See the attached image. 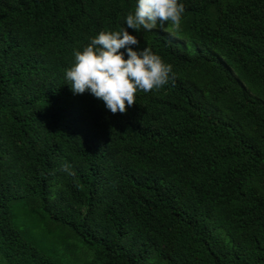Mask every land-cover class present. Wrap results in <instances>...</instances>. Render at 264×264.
Instances as JSON below:
<instances>
[{"label":"trees","instance_id":"trees-1","mask_svg":"<svg viewBox=\"0 0 264 264\" xmlns=\"http://www.w3.org/2000/svg\"><path fill=\"white\" fill-rule=\"evenodd\" d=\"M137 2L0 0V264H61L15 204L67 252L81 240L82 264H264V0H178L180 32L213 54L128 29L172 73L113 114L65 70Z\"/></svg>","mask_w":264,"mask_h":264},{"label":"clouds","instance_id":"clouds-1","mask_svg":"<svg viewBox=\"0 0 264 264\" xmlns=\"http://www.w3.org/2000/svg\"><path fill=\"white\" fill-rule=\"evenodd\" d=\"M183 12L178 0H138L126 15V27L100 31L82 50H74L65 81L75 94L89 92L111 113H125L136 103L138 91L159 90L172 73V66L147 45L135 50L140 41L128 29L151 31L168 25V30H179Z\"/></svg>","mask_w":264,"mask_h":264},{"label":"rangeland","instance_id":"rangeland-1","mask_svg":"<svg viewBox=\"0 0 264 264\" xmlns=\"http://www.w3.org/2000/svg\"><path fill=\"white\" fill-rule=\"evenodd\" d=\"M160 29L171 36L177 38V42L191 53L205 52L213 54V49L208 46L200 45L193 41L190 37L180 32V30H168V25ZM44 216L41 211H35L31 214L28 213L22 205L15 204L12 207V222L17 227L23 236L34 243L41 251L48 254L53 260L61 264H82L87 257L91 255V251L77 238H70V244H74L75 250L67 252L64 244H62L58 237L57 232L48 230V226L43 222ZM0 262L3 257L0 255Z\"/></svg>","mask_w":264,"mask_h":264}]
</instances>
